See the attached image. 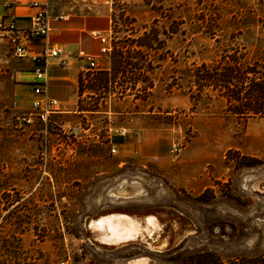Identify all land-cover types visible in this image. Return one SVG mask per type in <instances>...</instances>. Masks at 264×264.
Segmentation results:
<instances>
[{
  "label": "rangeland",
  "instance_id": "1",
  "mask_svg": "<svg viewBox=\"0 0 264 264\" xmlns=\"http://www.w3.org/2000/svg\"><path fill=\"white\" fill-rule=\"evenodd\" d=\"M95 1L112 19L109 52L97 72L81 76L82 106L97 112L64 106L68 112L46 126L21 122L32 94L17 85V58L0 36V264H196L201 254L203 264L259 260L264 0ZM138 38L152 47L119 50ZM127 62L145 65L119 67ZM228 72L231 82L246 77L233 89L243 93L239 105L221 83L209 86ZM126 90L132 98L116 99ZM64 126L81 135L73 155L57 147ZM118 181H140L146 199L114 211L153 216L159 233L97 242L88 223L113 214L108 197Z\"/></svg>",
  "mask_w": 264,
  "mask_h": 264
},
{
  "label": "crops",
  "instance_id": "2",
  "mask_svg": "<svg viewBox=\"0 0 264 264\" xmlns=\"http://www.w3.org/2000/svg\"><path fill=\"white\" fill-rule=\"evenodd\" d=\"M13 2V7L7 8L5 0H0V19L16 17L19 18V23H24L23 18L31 17L39 11V8L33 6L34 3L46 5L51 12L53 16L51 30L45 42L49 47L61 49L62 55L48 61L45 81L46 94L48 97L61 102L63 106L71 108L70 113L81 115L84 111L77 110L78 103L80 99L83 100L87 97V93L83 92L81 95L80 92V78L84 64L76 55L79 51H84L93 56L99 55L101 45L95 34H107L112 23L111 14L107 7L103 5L96 6L95 0H13ZM43 47L42 42H37L31 47V53H38ZM63 60L66 61V66L62 65ZM13 72L17 85L29 89V93L32 94V83L35 78L34 63L31 59L17 58ZM122 95L124 96L121 98ZM113 96L115 97V95ZM128 97L132 98L133 95H130L126 90L124 94L121 93L119 98L116 99L124 100ZM66 112L68 111L66 110ZM113 114L123 115L124 113L115 111ZM124 115L126 117L132 116L133 112H126ZM194 173L197 175L198 170H193V175ZM116 184L118 185H113V193L108 197L113 200V206H108L113 208V211L116 208L127 209L126 205L133 200L144 201L146 199V196L142 194L144 186L140 181H134L131 184L126 181H118ZM133 191H136V193H133ZM115 201H118V203ZM114 214L132 216L126 211L119 210L114 211ZM147 216L134 217L144 224Z\"/></svg>",
  "mask_w": 264,
  "mask_h": 264
},
{
  "label": "built area",
  "instance_id": "3",
  "mask_svg": "<svg viewBox=\"0 0 264 264\" xmlns=\"http://www.w3.org/2000/svg\"><path fill=\"white\" fill-rule=\"evenodd\" d=\"M7 8L14 5L13 0H5ZM39 8V11L28 18H23L24 23H19V18H1L0 19V36L3 37L10 45L12 55L16 58H30L34 63V82L32 83V100L31 110L29 113L20 117L21 122L28 126H36L37 124L47 125L50 123V118L55 114H63L66 110L61 102L52 99L46 94V78L48 70V61L51 58H59L62 51L59 48L49 47L45 40L51 30V21L53 16L47 9L46 5L38 3L33 4ZM22 19V18H21ZM100 41L99 55L93 56L84 51H79L76 57L84 64L82 70V78L84 81L85 73H95L100 68L101 59L109 52L110 36L109 34H95ZM44 44L43 49L38 53H31V47L37 43ZM62 65L66 66V61H62ZM62 130V141L57 145L59 151L64 150L66 153L73 155L76 153L79 146L82 145L81 135L72 127H60ZM115 153V148H112ZM177 150H173V154ZM60 264H67L61 262Z\"/></svg>",
  "mask_w": 264,
  "mask_h": 264
},
{
  "label": "bare ground",
  "instance_id": "4",
  "mask_svg": "<svg viewBox=\"0 0 264 264\" xmlns=\"http://www.w3.org/2000/svg\"><path fill=\"white\" fill-rule=\"evenodd\" d=\"M88 229L95 234L97 242L115 246L134 241L139 237L134 235L138 230L142 234L153 237L154 234L159 233L160 226L157 219L153 216L147 217L143 224L134 216L110 214L90 220Z\"/></svg>",
  "mask_w": 264,
  "mask_h": 264
},
{
  "label": "trees",
  "instance_id": "5",
  "mask_svg": "<svg viewBox=\"0 0 264 264\" xmlns=\"http://www.w3.org/2000/svg\"><path fill=\"white\" fill-rule=\"evenodd\" d=\"M152 46H151V44L149 45L145 40H143L142 38H138V39H136V40H133L132 42H130V45H127V46H123V47H120L119 48V50L121 49V50H124V49H128V50H130V49H142V48H146V49H148V48H151ZM139 51H141V50H139ZM145 63V62H144ZM144 63H137V64H131V63H122L121 65H119V67H122V68H126L127 66H131L132 68H134L135 70H140V69H142V66H144L145 64ZM154 64L152 63V62H150V63H148L147 64V66H146V68H149V69H153V66ZM118 67V68H119ZM103 75H107L106 73L105 74H103ZM231 77H233L232 76V74L230 73V72H228L227 74H225L224 75V78H223V80H216V79H214V82H212V80L210 81V84H209V86H211V85H214V86H217L218 85V83H221V84H219V87H226L225 85H223V83L225 84V82H228V83H233V85H234V87H236L237 85H239V87H242V85H245L246 84V81H245V76H244V79H243V81H235L234 80V82H231V81H229V79L231 78ZM147 79V78H146ZM113 80H114V78H113ZM134 87L136 86V83L138 82V81H140L139 80V78L137 77V78H135L134 80ZM141 81H145L144 79L143 80H141ZM238 87V86H237ZM232 90V92H234L235 93V96H233V97H231L230 99L232 100V102H231V104L232 103H238V105H239V96H241L240 94H239V91H235V90H233L234 88H231ZM264 88H261V86H259V88L257 89V94H261V93H263V90ZM263 90V91H262ZM80 92H81V95H82V93H83V88H82V79L80 78ZM241 97H243V96H241ZM82 103H83V100L82 99H80L79 100V103H78V107H79V111H88V112H92V113H94V112H97V110H94V109H97L98 108V106L97 105H95L93 108L94 109H91V108H89V109H84L83 108V106H82ZM243 107H245L244 105H243ZM260 112V111H259ZM258 112V113H259ZM261 113V112H260ZM240 114V113H239ZM208 191V190H207ZM205 259H207V257H206V255H204V254H201L200 256H198L197 258H192V260H195V262H196V264H203V262L205 263L206 262V260ZM244 263L243 264H264V256L263 257H261L259 260H247V261H243ZM234 264V263H233Z\"/></svg>",
  "mask_w": 264,
  "mask_h": 264
},
{
  "label": "flooded vegetation",
  "instance_id": "6",
  "mask_svg": "<svg viewBox=\"0 0 264 264\" xmlns=\"http://www.w3.org/2000/svg\"><path fill=\"white\" fill-rule=\"evenodd\" d=\"M223 85L226 86V87H224V88L227 89V93H229L228 95H230L229 98L235 96V93L232 92V91L230 90V87L235 88L233 84L228 83V82H225V84L223 83ZM241 92H242V91H241ZM228 95H227V96H228ZM241 95H243V93H241ZM134 235L145 236V237H146V235H145L144 233L142 234L139 230H138L136 233H134Z\"/></svg>",
  "mask_w": 264,
  "mask_h": 264
}]
</instances>
